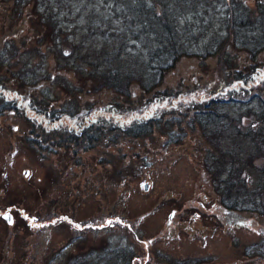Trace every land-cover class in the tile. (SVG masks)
Returning <instances> with one entry per match:
<instances>
[{
  "label": "rangeland",
  "instance_id": "rangeland-1",
  "mask_svg": "<svg viewBox=\"0 0 264 264\" xmlns=\"http://www.w3.org/2000/svg\"><path fill=\"white\" fill-rule=\"evenodd\" d=\"M129 1L0 0V82L6 83L7 102L18 101L15 110L0 112V264H264V218L221 207L218 183L206 165L217 155L212 138L208 129L190 123V112L228 74L249 72L254 64L264 68V49L254 57L249 52L264 40V0H176L185 48L214 55L184 57L167 74L161 89L173 99L146 111L145 119L151 115L157 125L139 138L119 128L142 111L140 89L131 99L108 90L78 93L81 80L61 67L65 60L53 54V42L42 41L38 22V14L50 11L81 50H113L122 43L124 56L138 55L146 51V38L90 35L86 29L90 22H103L107 31L129 29L131 16L120 13ZM233 17L244 24L230 38ZM64 49L68 55L71 47ZM252 93L221 108L241 118L243 132L264 114V90ZM32 102L67 113L92 110L90 117L106 113L115 121L108 124L122 126L100 131L97 122L87 131L98 136L93 147L82 141L58 148L53 135L50 145L38 147L29 141L33 114L26 109ZM234 130L227 127L218 139L225 149L255 156L253 171L244 175L243 206L263 210L250 198L264 203L257 195L264 187V146L259 152ZM9 213L12 226L2 217Z\"/></svg>",
  "mask_w": 264,
  "mask_h": 264
},
{
  "label": "trees",
  "instance_id": "trees-1",
  "mask_svg": "<svg viewBox=\"0 0 264 264\" xmlns=\"http://www.w3.org/2000/svg\"><path fill=\"white\" fill-rule=\"evenodd\" d=\"M177 1L173 0H130L120 8V13L131 16V20L126 22L129 29L118 31L108 27L101 26L103 22L91 24L86 27L88 34L109 35L124 37L125 33L130 34L133 38L139 39L144 37L147 39L146 51L138 55H129L122 53L124 44H118L112 50L106 47H95L90 51L81 50V42L69 40V32L61 25L52 12L40 13L39 25L43 28L42 41L46 44L53 42L56 48L53 54L62 60H65L61 67L74 73L81 80V87L78 93H83L89 90L88 93H97L108 90L123 96L127 99L133 97V90L137 86L142 92L146 102L142 111H137L130 115L132 118L129 124L117 126L119 129H124V134H133L132 137H145L150 135L157 123L151 115L145 119L144 114L152 107H157L158 101L165 102L167 99H173L172 95L166 90L161 89L167 74L172 71L178 62L184 57H203L212 56L214 54L207 53L204 56L189 53L185 48L184 42L181 40V31L179 30L176 19ZM260 19L264 22V10L261 11ZM236 17L230 19L228 25L229 37L235 35L236 25H243V22H236ZM99 23V24H98ZM138 29H133L132 26ZM226 44L229 38L225 39ZM57 43V44H56ZM65 46L71 47L68 55L64 53ZM264 49V40L259 43L253 50H249L252 57L255 52ZM75 62L71 63L70 61ZM73 64V65H72ZM83 64L89 67V71H85ZM249 72H237L228 74V81L217 87L214 92H211L204 99L198 102V107L193 109L190 123H197L202 128L208 129L209 134L206 137H211V143L216 151V156L212 158V162H207L208 172L212 174L216 183V190L220 195L219 201L221 207L229 213L237 214H252L259 218H264V203L259 200L252 199V205L255 207L262 206L263 210H255L249 207H244L247 198L244 197V191L247 189V179L245 174L253 171V161L255 156L245 157L240 152H234L231 149H225L221 146L220 138L225 134L226 128L231 126L235 128L231 131L234 135L248 137L260 152V148L264 146V114L255 119V123L250 128L243 132L241 130V118L233 119L228 114L221 112L223 105L229 102H239L236 97L245 98L260 87L264 90V72L261 75L258 73L263 70V66L254 64L250 66ZM7 77V76H6ZM8 78V77H7ZM1 81V80H0ZM89 82L91 88L87 89ZM5 84V85H4ZM6 83L0 82V112L5 113L17 108L18 101L6 100L5 90ZM91 89V90H90ZM3 90V91H2ZM256 95V94H254ZM253 95V96H254ZM252 96V97H253ZM251 98V97H250ZM205 104H201L203 102ZM131 109V110H130ZM27 111L33 114V130L30 132L29 141L35 146L41 147L44 144L50 145L51 136L57 141L52 145L61 148L64 145L83 142H88L89 147H93L94 141L98 138L97 135L87 133L88 129L93 128L98 122L103 126H98L97 130H102L107 126L108 131H117L114 124H108V119L113 121L112 116L100 115L90 117L94 111L88 110L85 112L67 113L61 109H49V106L42 105L40 102H32ZM126 112H134L133 108L124 109ZM104 111V110H103ZM102 111V112H103ZM158 108H156V112ZM142 112V114H141ZM155 112V113H156ZM189 113V112H188ZM128 114V113H127ZM64 118V119H63ZM100 119V120H99ZM35 120V121H34ZM64 120L71 121V125L65 123ZM227 120V122H224ZM89 121V122H88ZM109 125V126H108ZM124 127V128H123ZM214 129H212V128ZM72 128V129H71ZM70 131L67 134L63 131ZM94 130V129H93ZM96 130V129H95ZM79 133V134H78ZM102 133V132H101ZM49 138V139H48ZM50 140V141H48ZM174 141H180L174 140ZM260 154V153H259ZM257 195L264 196V187H260ZM247 205V204H245Z\"/></svg>",
  "mask_w": 264,
  "mask_h": 264
},
{
  "label": "water",
  "instance_id": "water-1",
  "mask_svg": "<svg viewBox=\"0 0 264 264\" xmlns=\"http://www.w3.org/2000/svg\"><path fill=\"white\" fill-rule=\"evenodd\" d=\"M29 171H27L26 173H25V176L26 177H28L29 176ZM5 219L8 221V223L10 224V225H12L13 224V216L12 215H6L5 216Z\"/></svg>",
  "mask_w": 264,
  "mask_h": 264
},
{
  "label": "flooded vegetation",
  "instance_id": "flooded-vegetation-1",
  "mask_svg": "<svg viewBox=\"0 0 264 264\" xmlns=\"http://www.w3.org/2000/svg\"><path fill=\"white\" fill-rule=\"evenodd\" d=\"M7 215H12V214L9 213V214H7ZM5 216H6V215H3L2 217L5 219ZM12 216H13V215H12ZM5 220H6V219H5ZM6 221H7V220H6ZM7 222H8V221H7ZM8 224H9V223H8ZM13 224H14V216H13ZM13 224H12V225H13ZM9 225H10V224H9ZM12 225H11V226H12Z\"/></svg>",
  "mask_w": 264,
  "mask_h": 264
}]
</instances>
